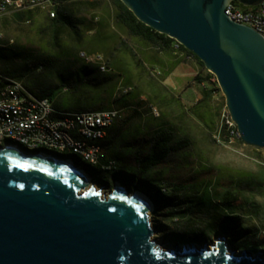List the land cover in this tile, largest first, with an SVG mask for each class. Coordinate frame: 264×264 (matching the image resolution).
Returning <instances> with one entry per match:
<instances>
[{
	"label": "water",
	"instance_id": "obj_1",
	"mask_svg": "<svg viewBox=\"0 0 264 264\" xmlns=\"http://www.w3.org/2000/svg\"><path fill=\"white\" fill-rule=\"evenodd\" d=\"M226 1L121 0L196 55L216 77L242 142L264 148V39L230 21ZM52 156L0 147V264H264V249L237 252L225 238L159 245L138 196L116 180L108 193L85 185L80 170Z\"/></svg>",
	"mask_w": 264,
	"mask_h": 264
},
{
	"label": "rangeland",
	"instance_id": "obj_2",
	"mask_svg": "<svg viewBox=\"0 0 264 264\" xmlns=\"http://www.w3.org/2000/svg\"><path fill=\"white\" fill-rule=\"evenodd\" d=\"M61 3L62 0H58V8ZM31 10L33 12L29 20L23 17L17 21L11 15ZM82 13L95 29L86 35L87 38L95 36L97 39L90 44L94 51L89 53V58H96V52H101L103 63L108 65L110 70L104 73L92 72V76L103 80L98 92L100 98L96 97L97 93L92 92L93 85L85 79L77 87H63L57 96L61 106L57 103L55 108L78 111L93 110L98 105H104L118 109L120 115L115 122L121 123L122 130L116 135L110 152L106 153L115 159L118 168L119 159L114 155H119L127 162L132 149L128 147L129 140L161 121L174 124L178 134L186 136L189 140L186 149L152 169L145 178L169 189L165 193V199L158 202L159 206L146 194L147 191L153 190L151 186L135 187L140 179L129 178L118 171L99 172L96 166H93L102 178L100 182L98 179H91L92 184L108 193L111 184L116 180V183L128 192L134 189L144 192L152 203V208L148 211L150 224L154 228L152 238L163 247H170L175 242L211 245L215 238H225L227 246L237 252L240 251L237 249H244V241L224 225L212 228L198 226L192 232L184 234L185 228L200 225L202 221H209L224 214L233 215L251 234L263 237L264 181L257 190L242 185L240 179H248L250 176L263 179L264 148L239 142L237 136H225L222 139L225 133L226 105L221 90L216 91L212 85L210 75L213 74L208 71V75L204 77L206 69L193 61L189 53L192 60H184L169 52L154 51L148 44L136 38H127L115 26L110 15V6L105 2L95 9L85 8ZM45 14L48 15L47 9L33 7L1 15L0 50L36 52L38 46L42 49L45 43L38 37L35 27L37 21ZM123 38H127L128 43L136 48L144 67L135 61L131 53L118 49L117 44ZM175 47L177 50L176 45ZM78 52L87 51L83 49ZM10 64L13 68L16 66L12 62ZM16 64L19 65L20 61L16 60ZM36 73H39V76L45 75L42 69ZM196 76L202 79V88L197 85ZM49 81L53 85L57 83L54 79ZM119 84L132 87L130 93L125 94L127 106L112 102L116 98L115 91ZM203 89L212 90V94L205 95ZM133 109L137 110L136 113ZM232 123L233 120L231 127ZM208 132H211V135ZM179 183L186 187L179 192H171L170 188ZM201 196L214 201L202 209ZM164 214L167 215L164 217ZM170 218H173V223ZM262 255L264 257V252Z\"/></svg>",
	"mask_w": 264,
	"mask_h": 264
},
{
	"label": "trees",
	"instance_id": "obj_3",
	"mask_svg": "<svg viewBox=\"0 0 264 264\" xmlns=\"http://www.w3.org/2000/svg\"><path fill=\"white\" fill-rule=\"evenodd\" d=\"M102 2H105L110 6L113 11L112 18L115 26L122 31L127 38H136L141 42L148 44V46L154 51L169 52L172 55H177L175 52V45H177V50L189 53L192 56L193 61H195L201 68L205 69L203 63L196 57V55L187 50L181 44L177 43L173 38L163 33H159L139 21L127 6L121 2V0H62L61 5L56 10L53 17L45 14L42 19L37 21L35 32L38 37L42 38L44 41V47L40 49L38 46L36 52L31 50H25L24 52H4L0 50V68L7 70L10 75L13 76L14 74L17 78L22 79L24 85L36 95L47 96L54 105H57V103L59 104L57 96L63 87H68L70 85L77 87L79 83H83L85 79L88 80L89 84L93 85L92 88L94 89H91L92 92L94 94L97 93L96 97L100 98L98 92L103 80H99L92 76V72H101H99L95 66L85 64L81 61L77 56V52L83 49L89 53L94 51V49L90 47V44L97 39H95V36L87 38L88 36L86 35L95 29L93 28L91 21L82 12L85 8L95 9ZM236 3L238 6L246 8V6H243L238 0ZM32 12L33 10L15 12L11 15L13 19L17 21L23 17L29 20ZM101 22L102 21L100 20L99 23L101 24ZM127 38L121 39L117 44V47L129 50L133 57H135V61L144 67L145 65L140 59L136 48L128 43ZM16 60L20 61L19 65L16 64ZM11 62L16 65L14 68L11 67ZM39 69H42V72L45 73L44 76H39V73H36ZM205 71L206 74L209 73L207 69ZM151 75L155 77L153 74ZM204 77H206V75H204ZM51 79L57 81L56 85L50 83L49 80ZM195 79H197L198 82L202 81L198 76H196ZM83 86L90 89L86 85ZM203 93L205 95L212 94V90L203 89ZM112 102L121 106L128 105V101L125 99V94L114 98ZM106 107L108 108V106L98 105L93 110H103L107 109ZM136 111V109H133L134 113H136ZM127 118L125 120H127ZM120 125L121 123L114 122V124L108 129L107 134L111 137L109 143H115L116 135L122 130V126ZM208 133L211 135V132ZM237 138L239 142H242L239 136H237ZM211 140L214 141V139ZM188 145V138L186 136H180L174 124L161 121L160 123L150 126L149 129L136 137H132L128 142V147H132L129 152V160L125 162L122 167L119 165V168L118 165H116V161H114L115 167L110 172L118 171L120 174L129 178L140 179L137 180L135 187H144L145 185L151 186V189L153 190L147 191L146 194L156 206H159L158 202L165 199V193L169 189H166V186L156 185L145 178L152 169L167 162L169 159L176 156L181 150L186 149ZM62 157L66 156L62 155ZM74 162L76 165L83 168L91 179H98L99 182L101 181L102 176L97 173L93 166L87 163L85 164L77 158H74ZM96 168L101 172L99 167ZM244 178L240 179L243 183L242 185L257 190L260 189V184L264 181V177L263 179L254 176H250L248 179ZM185 187L186 185L179 183L172 186L170 189L171 192H179ZM201 199L203 204L202 209L214 201L213 199L203 198V196H201ZM165 215L167 214H164V217ZM170 220L172 223L174 222L173 218H170ZM175 222H177V220ZM216 225H224L229 230L236 232V234L239 235L240 240L245 243L244 249L249 251L264 249V236L258 237L251 234L250 230L242 227L237 218L230 214L220 215L212 220L202 221L200 225L196 224V226L185 228L186 232H184V234L192 232V230L198 226L212 228Z\"/></svg>",
	"mask_w": 264,
	"mask_h": 264
},
{
	"label": "built area",
	"instance_id": "obj_4",
	"mask_svg": "<svg viewBox=\"0 0 264 264\" xmlns=\"http://www.w3.org/2000/svg\"><path fill=\"white\" fill-rule=\"evenodd\" d=\"M237 0H227L224 4V14L233 23L247 26L264 39V0L256 6L242 8L237 5ZM14 6L24 7V0H14ZM0 7L3 0H0ZM58 9V0H50L48 15L53 17ZM184 60H192L188 53H179ZM78 58L85 64L93 65L101 73L108 72L109 66L103 63V54L96 52V58H89V52H77ZM0 72V111L9 113V123H0V135H17L19 142L42 143L47 149L63 148V145H70L73 148L82 150L83 154L95 162H99L101 169L111 166L114 159L105 158L102 146L95 149H83L77 145L74 137L70 136V124L80 126L88 137L107 135L108 129L118 119L120 111L114 107L103 110H78L70 111V120H57L54 115L46 113V105H53L48 97H41L30 91L22 79L14 78V81H2ZM204 75H208L205 74ZM212 85L216 91L220 88L215 76L210 75ZM197 85L202 88V81ZM132 87L128 84H119L116 87L115 95L130 92ZM155 111V110H154ZM231 115L226 107L225 136H235L231 127ZM213 134V132H212Z\"/></svg>",
	"mask_w": 264,
	"mask_h": 264
},
{
	"label": "bare ground",
	"instance_id": "obj_5",
	"mask_svg": "<svg viewBox=\"0 0 264 264\" xmlns=\"http://www.w3.org/2000/svg\"><path fill=\"white\" fill-rule=\"evenodd\" d=\"M3 6H8V10L6 9V7H0V16L7 14L11 11H19L23 9H30L33 7H41L47 9V13H48V7H50V0H24V7H20V8L14 6V0H3ZM2 81H14V78L2 74ZM215 81L217 82L216 77H215ZM41 97H47V96H41ZM153 110L156 111V109ZM46 113H48V115H54V118L57 120H70V111L59 110L55 108V106L53 105H46ZM0 123H9L8 112L0 111ZM232 128H233V132L235 133V136H239V133L236 129V125L234 123H232ZM70 136L74 137L75 141L77 142V145H80V147L83 149H95L99 146H102L101 144L104 138L106 137V135H97L93 137H88V135L84 133L83 129L80 126H77V124H70ZM4 146H10V148H13L14 150L19 149L24 152L42 153L43 156L47 158H53L52 155L59 157H62V155H64L66 156L64 157L66 158L64 159L65 162L69 163L73 168L80 170L84 174L85 185L92 183L91 177L85 172L84 169L74 164L75 163L74 158H77L81 162H85V164L87 163L91 166L99 167L101 172H110L115 167V164L111 163V166L104 167V169L102 170L99 162L93 161L91 158L84 155L82 150L73 148V146L70 145H63V148H54L50 150L47 149V147H44L42 143L19 142L17 135H13V134L0 135V147H4ZM67 151H69V153H65ZM119 186L121 187V185ZM131 193L138 196L139 199H141L144 203L147 204L148 211L151 210L152 208L151 200L144 192L140 191L139 189H134Z\"/></svg>",
	"mask_w": 264,
	"mask_h": 264
},
{
	"label": "crops",
	"instance_id": "obj_6",
	"mask_svg": "<svg viewBox=\"0 0 264 264\" xmlns=\"http://www.w3.org/2000/svg\"><path fill=\"white\" fill-rule=\"evenodd\" d=\"M246 7H251V6H246ZM110 15H111V17L113 16V11L111 10V8H110ZM118 49H122V48H118ZM123 50H125L127 53H130V51L127 50V49H123ZM176 51H179V50H176ZM179 53H183V52L182 51H179ZM0 59H1V57H0ZM0 72L1 73H4L6 75H9L11 77H14V75L13 76L10 75L9 72L7 70H5L4 68H0ZM14 78H17V77H14ZM110 138H111L110 135L107 134L106 137L104 138L103 142H102V150H103V153H104L105 157H107V158H110V157L108 155H106V153L110 152L111 147H112V144L109 143L110 142ZM114 157L116 159H119V163H120V166L121 167L126 162L119 155H114Z\"/></svg>",
	"mask_w": 264,
	"mask_h": 264
},
{
	"label": "flooded vegetation",
	"instance_id": "obj_7",
	"mask_svg": "<svg viewBox=\"0 0 264 264\" xmlns=\"http://www.w3.org/2000/svg\"><path fill=\"white\" fill-rule=\"evenodd\" d=\"M198 245V244H197Z\"/></svg>",
	"mask_w": 264,
	"mask_h": 264
}]
</instances>
